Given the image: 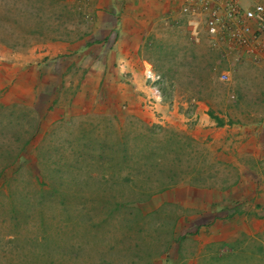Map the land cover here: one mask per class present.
<instances>
[{"label": "rangeland", "instance_id": "obj_1", "mask_svg": "<svg viewBox=\"0 0 264 264\" xmlns=\"http://www.w3.org/2000/svg\"><path fill=\"white\" fill-rule=\"evenodd\" d=\"M66 1L75 5L73 15L64 18L76 31L71 40H86L93 23L89 2ZM177 8L173 14L165 10L144 18L141 53L153 76L143 78L159 89L165 103L193 119L200 102L207 115L212 111L225 125L257 129L262 145L247 140L208 149L187 131L149 123L140 111H129L105 93V85L124 83L120 76L103 79L97 95L88 98L92 106L81 108L84 76L43 77L38 68L37 76H24L21 56L52 43L47 35L24 33L53 25L38 26L19 14L0 27V264H199L205 254L231 251L239 255L235 264H264V207L254 210L256 224L236 225L238 234L229 224L203 228L185 223L184 189L197 187L190 174L162 193L132 202L131 192H138L141 181L136 176L127 182L128 165L118 152L122 141L147 134L148 128L158 139L169 132L193 140L198 155L191 165L200 169L198 187L239 183L233 160L239 154L248 180L256 188L264 183V160L252 157L253 152L264 155V56L241 64L217 61L209 72L202 60L193 58L208 50L222 60L221 55L204 34L194 42ZM8 31L18 38L5 35ZM228 67L232 75L219 76ZM113 155L119 158L112 160ZM188 166H183L186 174Z\"/></svg>", "mask_w": 264, "mask_h": 264}, {"label": "crops", "instance_id": "obj_2", "mask_svg": "<svg viewBox=\"0 0 264 264\" xmlns=\"http://www.w3.org/2000/svg\"><path fill=\"white\" fill-rule=\"evenodd\" d=\"M87 1L89 15L93 17L91 33L87 39L72 43L52 42L30 48L18 62L20 67L24 66V76H37L34 73L36 68L39 69V76L43 77L57 76L60 79L62 76H84L79 93L81 104L78 106L85 110L92 106L88 98L97 95L103 79L106 82L107 77L120 76L118 80L123 79L124 83H117V87H112L111 83L105 85V93L113 95V102L126 105L129 111H140L149 123L187 131L196 141L202 139L208 149L225 148V145L235 141H238L235 145H239L247 140L248 144L255 147L262 145L263 138L258 135L260 132L257 129L242 125L218 127L200 102L194 106L196 111L193 119L175 105L165 103L158 90L143 78L153 76L150 63L141 53L143 35L147 30L144 25L145 16H159L165 10L173 14L183 0ZM254 1L264 3V0ZM92 86L97 90H92ZM190 125L196 129H187ZM252 157L255 162L264 160L263 154L253 152ZM233 160L236 161L241 179L234 186H185L181 200L188 212L185 223L205 226L203 228L229 224L233 234L239 233L240 227L236 225L257 223L254 210L256 207H264V183L256 188V184L248 180L247 171L240 163V154ZM251 173L258 176L255 171Z\"/></svg>", "mask_w": 264, "mask_h": 264}, {"label": "trees", "instance_id": "obj_3", "mask_svg": "<svg viewBox=\"0 0 264 264\" xmlns=\"http://www.w3.org/2000/svg\"><path fill=\"white\" fill-rule=\"evenodd\" d=\"M71 9H75V5L73 2L66 0H0V27L5 28L9 21L20 14V16L27 17L38 26L44 23L53 25L48 30L43 28L28 29L24 35H47L48 40L51 42L72 43L75 41L71 40V37L76 31L66 26V20L70 15H73ZM64 18H66L65 21ZM6 34H10L12 37L15 36L14 39L18 38L17 33L13 31L5 32ZM149 45L151 47L152 42L147 44L145 48H148ZM208 52V54L202 55L201 58L194 57L193 61L202 60L204 67L209 69V72H214V68L218 66L217 61L219 64L224 65L223 60L219 59L218 55L212 50H208ZM159 94L162 95L160 92ZM162 98L164 97L162 96ZM208 115L218 127L225 125L224 121L214 116L212 111L209 110ZM148 129L147 134L138 133L132 139L130 138L131 140L126 138L122 141L123 143L120 144L121 151L118 152V155L121 154L122 162H127L128 165L127 182H133L132 180L136 176L141 181V185L140 182L138 184L140 185L138 186V192H131L132 202H141L154 194L162 193L188 174L192 175L190 178L195 183L192 185L198 187L200 184L198 183L199 179L196 177H200V169L194 168L193 164L191 165L193 160L196 159L195 156L198 155L193 140L169 132L165 139H158L153 136V129ZM114 153H116V150H113ZM118 158L113 155L111 159ZM185 163L190 167V169L187 168V174L183 170ZM238 257V253L233 251L224 254L220 252L208 253L203 255L199 264H235V259Z\"/></svg>", "mask_w": 264, "mask_h": 264}, {"label": "built area", "instance_id": "obj_4", "mask_svg": "<svg viewBox=\"0 0 264 264\" xmlns=\"http://www.w3.org/2000/svg\"><path fill=\"white\" fill-rule=\"evenodd\" d=\"M178 13L184 17L197 44L202 35L227 64L255 62L264 56V3L254 0H183ZM231 67L220 72L231 76Z\"/></svg>", "mask_w": 264, "mask_h": 264}]
</instances>
